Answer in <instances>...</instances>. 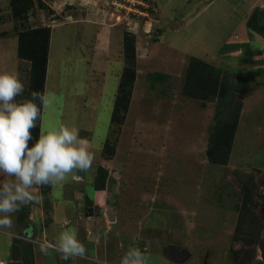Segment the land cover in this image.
<instances>
[{
  "label": "rangeland",
  "instance_id": "1",
  "mask_svg": "<svg viewBox=\"0 0 264 264\" xmlns=\"http://www.w3.org/2000/svg\"><path fill=\"white\" fill-rule=\"evenodd\" d=\"M30 1L14 16L10 0H0V73L23 82L15 98L23 102L34 62L17 57L16 31L49 28L42 94L50 105L37 120L39 137L76 126L95 161L90 172L30 190L43 199L25 202L12 227L0 229V264H119L132 247L151 264H264V40L248 31L246 8L237 0ZM126 34L134 37V83L112 123L129 67ZM248 34L254 40L241 44ZM192 57L216 70L200 75L195 92ZM202 89L216 94L203 99ZM219 97L224 124L209 151ZM70 228L84 256L40 252ZM171 247L185 249L186 260L167 255Z\"/></svg>",
  "mask_w": 264,
  "mask_h": 264
},
{
  "label": "clouds",
  "instance_id": "2",
  "mask_svg": "<svg viewBox=\"0 0 264 264\" xmlns=\"http://www.w3.org/2000/svg\"><path fill=\"white\" fill-rule=\"evenodd\" d=\"M24 87L17 75L0 73V177L13 178L10 182L0 180V229L12 227L13 214L25 202L42 201L31 189L61 184L75 170L90 172L95 161V152L89 150V141L80 137L76 126L62 124L29 146L41 106L48 107L50 101L45 94L32 92L31 99L17 103L15 98L22 95ZM39 250L45 255L54 250L62 260L86 253L75 228L61 232L54 243H41ZM119 264H151V257L132 247L119 258Z\"/></svg>",
  "mask_w": 264,
  "mask_h": 264
},
{
  "label": "trees",
  "instance_id": "3",
  "mask_svg": "<svg viewBox=\"0 0 264 264\" xmlns=\"http://www.w3.org/2000/svg\"><path fill=\"white\" fill-rule=\"evenodd\" d=\"M21 1L24 2V4L21 6ZM10 0V13H12L14 16H20L23 12L26 13V10L28 7L31 6L30 0ZM40 5L44 6L43 3L40 2ZM149 1V0H148ZM245 25L248 29V31L251 34L258 35L259 37L264 40V7L259 8L255 7L252 11V13L248 16L247 20L245 21ZM50 29L49 28H37V29H24V27L16 32H18V46H17V57L20 60H31L33 63V68H31V78L32 81V87L27 90V94L25 95V100L31 99V93L32 92H39L42 93L44 89V78H45V72H46V66H47V52H48V40L50 37ZM250 34V35H251ZM252 36V35H251ZM134 41V37L130 35H124V41H123V52L125 55V60L127 64L129 65L128 68H126L120 77V83L118 88V95L116 98L115 106H114V112L111 116V121L117 122L119 121V110L122 109L126 111L128 100L130 98V94L132 91V85L134 83V63H135V52L134 48L132 47ZM188 82L191 86V91L195 92V86L196 83L200 82V75L206 73L208 70H214L212 67L205 63L200 58L192 57L190 61L188 62ZM260 73H264V69H258ZM213 73H216V70L212 71ZM226 79V78H225ZM223 80L225 85L227 86L228 80ZM217 83V80H216ZM264 85V80H263ZM204 89V88H203ZM200 90L203 99L207 98L208 96H214L216 94V90L213 91H205ZM201 96V95H200ZM220 102L217 104L213 116V126H212V133L210 135V138L208 140V150L211 151L214 148V144L217 142L221 132H222V126H223V119L221 118L224 115L223 110L221 109V105H224L222 102L221 97H219ZM37 105H40V101H35ZM42 110V106H41ZM239 112V109H238ZM33 140L31 143H29V146H31L32 143H35L36 140L39 137L40 133V127L39 123H37V126L31 130ZM103 175H95V189L100 191L103 189ZM18 221H22L23 219L19 216L17 219Z\"/></svg>",
  "mask_w": 264,
  "mask_h": 264
},
{
  "label": "crops",
  "instance_id": "4",
  "mask_svg": "<svg viewBox=\"0 0 264 264\" xmlns=\"http://www.w3.org/2000/svg\"><path fill=\"white\" fill-rule=\"evenodd\" d=\"M236 3H238V5L242 6L243 8H246L245 12H242V15H244V17L250 15L255 7H264V0H237ZM247 39H252V41L254 40V38L248 34L247 37H243L241 41H243L244 43L242 42L241 44L250 42V40Z\"/></svg>",
  "mask_w": 264,
  "mask_h": 264
},
{
  "label": "water",
  "instance_id": "5",
  "mask_svg": "<svg viewBox=\"0 0 264 264\" xmlns=\"http://www.w3.org/2000/svg\"><path fill=\"white\" fill-rule=\"evenodd\" d=\"M167 255L175 258H178L177 255H180V258H178L179 262L186 260L188 252L185 249H180L179 247H171L167 250ZM177 260V259H176ZM177 260V261H178ZM259 264H263L259 262Z\"/></svg>",
  "mask_w": 264,
  "mask_h": 264
},
{
  "label": "bare ground",
  "instance_id": "6",
  "mask_svg": "<svg viewBox=\"0 0 264 264\" xmlns=\"http://www.w3.org/2000/svg\"><path fill=\"white\" fill-rule=\"evenodd\" d=\"M204 15V14H203ZM203 18V17H202ZM203 25V24H202Z\"/></svg>",
  "mask_w": 264,
  "mask_h": 264
}]
</instances>
